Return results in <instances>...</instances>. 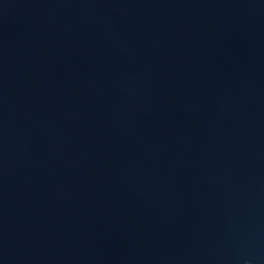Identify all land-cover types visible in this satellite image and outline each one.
<instances>
[{
    "label": "water",
    "instance_id": "95a60500",
    "mask_svg": "<svg viewBox=\"0 0 264 264\" xmlns=\"http://www.w3.org/2000/svg\"><path fill=\"white\" fill-rule=\"evenodd\" d=\"M0 264H264V0H0Z\"/></svg>",
    "mask_w": 264,
    "mask_h": 264
}]
</instances>
